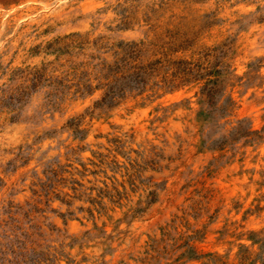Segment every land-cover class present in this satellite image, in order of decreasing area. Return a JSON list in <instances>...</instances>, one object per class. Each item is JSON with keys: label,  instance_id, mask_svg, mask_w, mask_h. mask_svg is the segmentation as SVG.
Returning <instances> with one entry per match:
<instances>
[{"label": "rangeland", "instance_id": "1", "mask_svg": "<svg viewBox=\"0 0 264 264\" xmlns=\"http://www.w3.org/2000/svg\"><path fill=\"white\" fill-rule=\"evenodd\" d=\"M0 264H264V0H0Z\"/></svg>", "mask_w": 264, "mask_h": 264}, {"label": "bare ground", "instance_id": "2", "mask_svg": "<svg viewBox=\"0 0 264 264\" xmlns=\"http://www.w3.org/2000/svg\"><path fill=\"white\" fill-rule=\"evenodd\" d=\"M65 1V0H64ZM55 3V2H54ZM59 3V2H58ZM56 5V4H55ZM49 9H51V5L50 4H48V5H43V7H42V10H49Z\"/></svg>", "mask_w": 264, "mask_h": 264}, {"label": "trees", "instance_id": "3", "mask_svg": "<svg viewBox=\"0 0 264 264\" xmlns=\"http://www.w3.org/2000/svg\"><path fill=\"white\" fill-rule=\"evenodd\" d=\"M210 92H212V90H210Z\"/></svg>", "mask_w": 264, "mask_h": 264}]
</instances>
